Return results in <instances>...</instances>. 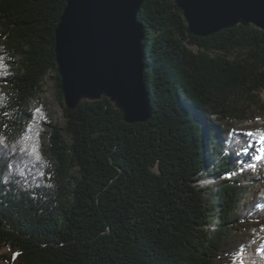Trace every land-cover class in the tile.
Returning <instances> with one entry per match:
<instances>
[{"label": "trees", "instance_id": "16d2710c", "mask_svg": "<svg viewBox=\"0 0 264 264\" xmlns=\"http://www.w3.org/2000/svg\"><path fill=\"white\" fill-rule=\"evenodd\" d=\"M65 4L0 0V259L240 264L264 235V170L238 172L229 146L236 132H264L241 127L264 119V30L196 36L173 0H145L151 117L126 123L107 98L65 106L55 56ZM48 77L62 126L40 96Z\"/></svg>", "mask_w": 264, "mask_h": 264}, {"label": "water", "instance_id": "95a60500", "mask_svg": "<svg viewBox=\"0 0 264 264\" xmlns=\"http://www.w3.org/2000/svg\"><path fill=\"white\" fill-rule=\"evenodd\" d=\"M145 0H66L55 29L63 101L109 99L126 123L145 122L151 107L144 87ZM188 30L208 36L236 24L264 30V0H173Z\"/></svg>", "mask_w": 264, "mask_h": 264}, {"label": "rangeland", "instance_id": "374dc122", "mask_svg": "<svg viewBox=\"0 0 264 264\" xmlns=\"http://www.w3.org/2000/svg\"><path fill=\"white\" fill-rule=\"evenodd\" d=\"M40 96L42 97V99L46 100L49 104V107H50L51 112H52V122L62 126L64 124V119L62 116V110H61V107L58 103L56 88H55L54 82L51 78L48 77L46 79L45 85H44V92L41 93ZM241 127H249V128H253L255 130L264 129V119H258L255 121L243 123V124H241ZM236 133H238V134H236ZM236 133H234L232 138L230 139V145L231 146H229V148L231 149V147L233 146L232 149H233V151H235V155L237 156L238 161L241 163L243 162L242 165L245 166V165H248V163L252 162L253 159H255V157L257 156L256 155L257 152H260L262 149V146H264V142L256 143V141L252 140L248 135H244V134L239 133V132H236ZM249 144H251L252 146L249 147ZM245 149H247V151H245ZM255 170H257V169H255ZM255 170H252L254 178H256L257 174L262 170V168L259 169V171H255ZM208 181H211V180L209 179L205 182L202 181V182H200V184L206 185V182H208ZM261 181H262L261 179H258L252 183H254L257 186L261 183ZM263 181H264V179H263ZM256 186H254V188ZM248 190H250V189H248ZM260 245H259V248L262 247V245L264 246V239ZM252 246H254V247H251L248 250H246V255L254 254L255 245H252ZM0 252L3 254L9 253L7 248H3ZM244 255L245 254H243V256ZM0 264H8V263H6L4 260L0 259Z\"/></svg>", "mask_w": 264, "mask_h": 264}, {"label": "bare ground", "instance_id": "6f19581e", "mask_svg": "<svg viewBox=\"0 0 264 264\" xmlns=\"http://www.w3.org/2000/svg\"><path fill=\"white\" fill-rule=\"evenodd\" d=\"M236 134H238V133H236ZM256 155L257 156L255 157V159H253L252 162L249 161L250 163H248V165H245V166L241 165L238 169V172L248 171V170L250 171V170H255V169H257L255 171H259V169H261V168H262V170H264V146H262L261 151L257 152ZM263 239H264V235L261 237L259 236L258 240L254 244H252V245H255L254 254L246 255V250H248L251 247H254L251 245L250 247H248L247 249H245L243 252H241L238 255V258L240 259V264H264V247L262 245V247L259 248V245L261 244ZM243 254H245V255L243 256Z\"/></svg>", "mask_w": 264, "mask_h": 264}, {"label": "snow or ice", "instance_id": "6c2138e0", "mask_svg": "<svg viewBox=\"0 0 264 264\" xmlns=\"http://www.w3.org/2000/svg\"><path fill=\"white\" fill-rule=\"evenodd\" d=\"M245 135L254 136V135H257V133H253V132L249 131V132L245 133ZM258 135H259V139L256 141V143L264 142V132H259ZM251 146L252 145L249 144V147H251ZM245 151H247V149H245Z\"/></svg>", "mask_w": 264, "mask_h": 264}]
</instances>
